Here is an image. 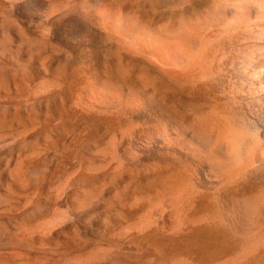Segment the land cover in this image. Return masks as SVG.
Segmentation results:
<instances>
[{"label": "rangeland", "instance_id": "obj_1", "mask_svg": "<svg viewBox=\"0 0 264 264\" xmlns=\"http://www.w3.org/2000/svg\"><path fill=\"white\" fill-rule=\"evenodd\" d=\"M184 2L0 0V264H264V241L225 220L245 181L203 189L199 162L155 146L157 104L194 122L186 99L225 110L215 81H176L162 43L125 30L212 0Z\"/></svg>", "mask_w": 264, "mask_h": 264}, {"label": "bare ground", "instance_id": "obj_2", "mask_svg": "<svg viewBox=\"0 0 264 264\" xmlns=\"http://www.w3.org/2000/svg\"><path fill=\"white\" fill-rule=\"evenodd\" d=\"M114 19L116 25L121 22ZM122 21L129 38L162 43L155 61L183 67L175 70L176 81L198 69L202 79L220 87L225 110L185 100L199 111L198 122L170 115L157 104L163 127L155 146L199 162L203 189L226 178L250 183L223 192L225 220L263 242L264 233L257 229L264 220V0H212L170 23H140L133 16ZM203 31L212 33L202 36ZM203 152L207 157L198 160ZM252 183L260 186L258 191Z\"/></svg>", "mask_w": 264, "mask_h": 264}]
</instances>
